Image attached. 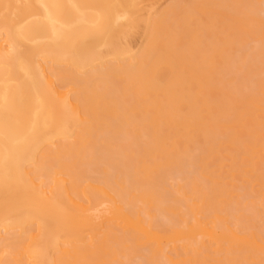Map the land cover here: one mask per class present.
<instances>
[{"label": "bare ground", "instance_id": "6f19581e", "mask_svg": "<svg viewBox=\"0 0 264 264\" xmlns=\"http://www.w3.org/2000/svg\"><path fill=\"white\" fill-rule=\"evenodd\" d=\"M0 264H264V0H0Z\"/></svg>", "mask_w": 264, "mask_h": 264}]
</instances>
